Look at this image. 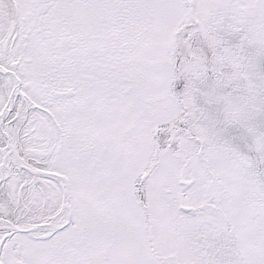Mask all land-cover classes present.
Segmentation results:
<instances>
[{"label": "snow or ice", "instance_id": "6c2138e0", "mask_svg": "<svg viewBox=\"0 0 264 264\" xmlns=\"http://www.w3.org/2000/svg\"><path fill=\"white\" fill-rule=\"evenodd\" d=\"M0 264H264V0H0Z\"/></svg>", "mask_w": 264, "mask_h": 264}]
</instances>
